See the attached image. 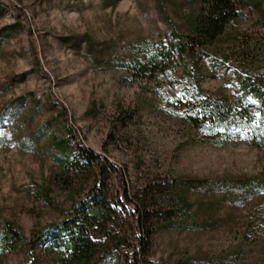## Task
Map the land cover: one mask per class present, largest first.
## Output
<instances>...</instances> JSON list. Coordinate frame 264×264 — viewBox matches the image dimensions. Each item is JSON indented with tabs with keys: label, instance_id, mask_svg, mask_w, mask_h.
Instances as JSON below:
<instances>
[{
	"label": "rangeland",
	"instance_id": "rangeland-1",
	"mask_svg": "<svg viewBox=\"0 0 264 264\" xmlns=\"http://www.w3.org/2000/svg\"><path fill=\"white\" fill-rule=\"evenodd\" d=\"M200 6L0 0V233L11 223L30 239L89 191L91 181L76 194L59 182L66 174L53 142L68 123L76 150L81 141L121 168L130 209L148 199L153 211L154 190L166 187L157 207L173 214L152 219L141 264H264V117L240 89L248 76L264 89V1L244 8L203 55L168 57ZM152 62L158 66L146 77L127 66ZM213 108L224 117L213 119ZM37 131L44 136L35 138ZM92 166L100 172L102 160ZM103 167L119 191L117 173ZM121 215L134 237L133 217ZM17 245L0 250V264L55 263L46 245L32 253L27 242ZM109 257L104 264H126Z\"/></svg>",
	"mask_w": 264,
	"mask_h": 264
},
{
	"label": "trees",
	"instance_id": "trees-1",
	"mask_svg": "<svg viewBox=\"0 0 264 264\" xmlns=\"http://www.w3.org/2000/svg\"><path fill=\"white\" fill-rule=\"evenodd\" d=\"M264 0H200L199 12L191 23L190 34H183L177 31V40L171 43L170 53L179 51L182 54L194 58L197 53L203 55L207 52L206 46L212 43L227 31V27L240 18L244 13L243 9L250 5L258 6ZM19 18L25 20L24 13L19 11ZM85 40L89 39L86 37ZM163 56V55H161ZM160 56V57H161ZM133 68L135 73L146 77L150 68L158 66L155 62L150 64L127 65ZM150 67V68H149ZM241 95L246 102L249 96L257 101V108L261 117H264V89L260 87L252 76L241 79ZM230 109V108H228ZM223 110V111H221ZM211 117L223 118L226 110H209ZM64 120L68 116L65 112ZM132 115L126 116L130 118ZM125 119L124 121H126ZM68 132L66 136L54 138L53 147L56 150L55 162L66 174L59 182L70 192L76 194L79 186H85V182L92 183L87 194L77 200L70 214L59 222L47 224L32 232L30 239L25 238L20 230L11 223L5 225L0 233V250H16L19 242H27L30 252L42 245L51 251H55L54 264H104L110 254H117L125 257L126 264H141L147 257L151 246V239L154 234L151 221L156 219H168L172 216V210L158 208L159 200L166 196V187H158L154 190L153 211L149 209V200L141 199V207L130 209L132 204L127 182L121 168L116 167L98 153L87 149L78 141L77 150L74 138L77 139L75 130L67 123ZM37 139L44 136L42 131L33 134ZM102 160V168L98 172L92 163ZM104 166L109 164L117 173L120 182L119 191H114L108 181ZM87 178V181L84 180ZM133 217V236L130 237L122 228L124 218L122 213ZM122 228V229H121ZM32 264H37L33 259Z\"/></svg>",
	"mask_w": 264,
	"mask_h": 264
}]
</instances>
